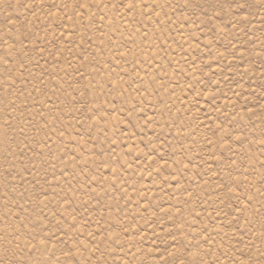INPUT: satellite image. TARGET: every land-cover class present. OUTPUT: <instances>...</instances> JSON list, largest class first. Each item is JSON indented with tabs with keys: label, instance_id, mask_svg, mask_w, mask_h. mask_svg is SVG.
Masks as SVG:
<instances>
[{
	"label": "rangeland",
	"instance_id": "rangeland-1",
	"mask_svg": "<svg viewBox=\"0 0 264 264\" xmlns=\"http://www.w3.org/2000/svg\"><path fill=\"white\" fill-rule=\"evenodd\" d=\"M0 264H264V0H0Z\"/></svg>",
	"mask_w": 264,
	"mask_h": 264
}]
</instances>
